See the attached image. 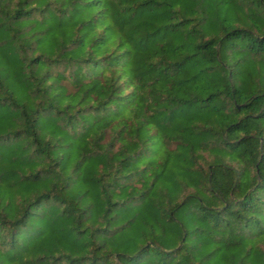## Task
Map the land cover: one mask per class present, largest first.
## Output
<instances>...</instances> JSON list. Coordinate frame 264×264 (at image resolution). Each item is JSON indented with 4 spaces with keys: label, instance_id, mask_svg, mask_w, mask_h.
Here are the masks:
<instances>
[{
    "label": "trees",
    "instance_id": "16d2710c",
    "mask_svg": "<svg viewBox=\"0 0 264 264\" xmlns=\"http://www.w3.org/2000/svg\"><path fill=\"white\" fill-rule=\"evenodd\" d=\"M0 264H264V0H0Z\"/></svg>",
    "mask_w": 264,
    "mask_h": 264
}]
</instances>
